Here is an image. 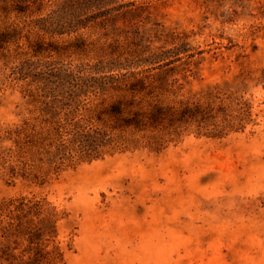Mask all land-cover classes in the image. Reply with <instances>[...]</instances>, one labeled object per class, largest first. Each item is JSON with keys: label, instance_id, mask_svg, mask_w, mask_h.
Listing matches in <instances>:
<instances>
[{"label": "rangeland", "instance_id": "rangeland-1", "mask_svg": "<svg viewBox=\"0 0 264 264\" xmlns=\"http://www.w3.org/2000/svg\"><path fill=\"white\" fill-rule=\"evenodd\" d=\"M69 1L46 0L41 16L79 27L46 38L86 40L70 56L93 68L82 90H149L134 99L162 120L41 185L0 171V203L54 209L62 264H264V0H96L80 26ZM0 90L10 126L26 115L20 86Z\"/></svg>", "mask_w": 264, "mask_h": 264}, {"label": "trees", "instance_id": "trees-1", "mask_svg": "<svg viewBox=\"0 0 264 264\" xmlns=\"http://www.w3.org/2000/svg\"><path fill=\"white\" fill-rule=\"evenodd\" d=\"M96 2L70 0L63 10L80 26ZM45 5L46 0H0V85H19L26 110L16 123L0 126V171L11 181L38 185L50 173L129 150L126 132L155 128L163 115L160 107L145 110L134 99L149 90H109L106 83L82 90L79 74L90 61L76 63L70 56L85 54L86 40L76 35L68 46L49 41L47 35L79 27L51 28L41 16ZM45 203L23 196L0 203V264H62L64 251L55 243L60 217ZM35 220L40 225L31 229ZM19 235H26L27 245L15 254L10 239Z\"/></svg>", "mask_w": 264, "mask_h": 264}]
</instances>
